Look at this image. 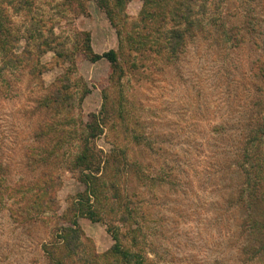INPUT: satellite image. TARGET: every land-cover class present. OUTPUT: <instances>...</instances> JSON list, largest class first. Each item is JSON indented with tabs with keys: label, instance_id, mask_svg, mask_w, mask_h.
Wrapping results in <instances>:
<instances>
[{
	"label": "rangeland",
	"instance_id": "rangeland-1",
	"mask_svg": "<svg viewBox=\"0 0 264 264\" xmlns=\"http://www.w3.org/2000/svg\"><path fill=\"white\" fill-rule=\"evenodd\" d=\"M206 3L171 59L160 34L173 22L151 33L158 41L152 49L129 41L144 32L138 24L143 0H129L116 16L120 36L94 1L75 17L64 14L63 0L29 7L0 0L6 25L21 36L15 52L29 40L35 55L40 36L55 35L76 53L71 71V62L54 51L41 56V75L27 64L0 71V264H50L45 246L56 244L58 228L71 222L70 203L85 189L72 161L93 113L104 128L92 139L101 160L124 150L132 165L111 163L105 180L117 181L133 209L128 222L142 227L145 264H264V206L243 205L254 202L241 167L246 148H256L252 139L264 115V0ZM76 30L90 32L95 52L117 51L120 69L112 78L108 59L92 62L81 52ZM2 58L0 52V68ZM67 77L72 106H42ZM44 171L56 193H43L32 208L26 184ZM108 206L103 210H113ZM106 212L100 221L78 217L87 238L83 258L114 244L110 228L126 231L118 204Z\"/></svg>",
	"mask_w": 264,
	"mask_h": 264
},
{
	"label": "trees",
	"instance_id": "trees-1",
	"mask_svg": "<svg viewBox=\"0 0 264 264\" xmlns=\"http://www.w3.org/2000/svg\"><path fill=\"white\" fill-rule=\"evenodd\" d=\"M34 1L18 0L22 7L32 6ZM86 1L96 2L105 11L111 24L118 28L117 32L120 36L121 29L115 19L116 16L122 14L129 0H63V5H65L63 8L64 14L68 10L75 17L84 14ZM199 5V0H143V8L138 24L141 23L140 25L144 32L137 34V37L140 38H130L129 41L134 43L136 48L143 44L144 46L148 45V48L152 49L158 41L157 38H152L151 33L153 31H161L163 28L162 24L173 22V27L165 28L164 34H160L165 39V43L161 44V48H168L167 52L171 59L176 57L183 46L185 31H190L194 26L197 15L202 12L204 14L207 10L206 0L201 4V9H197ZM6 21L7 16L4 10L0 8V52L3 57V65L0 71L8 66L27 64V66H30L31 72L37 71L41 75L44 72V66L40 65V58L49 51H54L59 57L71 62L72 65H70L68 71L76 68V53L67 50L64 47V42L57 41L55 35L52 38L40 36L42 40L37 43L35 55L30 48L31 43L29 40L21 53L15 52L14 47L21 36L13 34L12 30L6 25ZM158 22L159 24H157ZM181 26H184L185 29L181 28ZM51 31L53 33V29ZM75 37L82 41L79 48L89 60L96 62L105 57L111 63L112 72L110 77L112 78L117 73L120 69L117 51L111 49L103 53L95 52L91 44V34L88 31L76 30ZM69 83L70 78L67 77L64 84L53 87L51 92L40 101V104L56 111L71 107L73 99L72 94L69 93ZM103 122L105 121L103 120ZM84 130L82 136L84 143L73 159L72 166L80 170V179L85 183V189L79 192L70 203L71 222L58 228L59 235L57 236L56 244H52L54 246L50 249L45 246L49 262L50 264H72L75 259H78L83 261L84 264H145L146 256L139 246L140 237L144 236L142 227L128 222L131 217H134L133 209L129 207L127 201L121 196L117 181L111 180V183L108 184L105 180V171L111 163L118 167L124 165L129 168L131 164L127 160V154L124 150H111L110 153L105 154L103 161L101 160L95 150V146L92 145V139L104 130L102 120L97 114H91V119L85 124ZM252 141L257 142L256 148L253 151L250 150L251 147L246 148L245 152H243L241 167L246 175L245 191L251 196L254 203L244 200L243 205L250 210H254L253 207L257 205V208L260 207L261 210L264 206V151L261 156L260 150L264 146V115ZM48 153L52 152L47 151ZM49 176L50 173L44 171L35 181L26 184L28 191H33L34 193L32 208L37 205L39 198L43 197V193H48V191H51V194L56 193L55 188H52L53 178ZM22 187H24V184L20 183L19 188ZM110 192L113 194L108 196ZM44 198H46L45 200L48 203V197ZM52 199L51 196L49 201H52ZM108 200L109 202L107 203ZM115 204H118V207L122 209L119 221L125 223L127 232L124 231L120 235L119 228H115V230L110 228L114 244L103 253L90 251L86 256L87 259L83 258L84 256L81 253L85 251L84 244L87 238L78 222V217L86 216L94 221H100L106 212L103 209L109 205L108 207L114 210ZM111 210H108L106 214L113 212ZM127 240L130 241V244L127 243Z\"/></svg>",
	"mask_w": 264,
	"mask_h": 264
}]
</instances>
